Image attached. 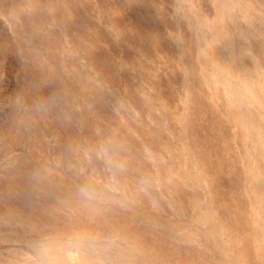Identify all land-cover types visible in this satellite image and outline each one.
Segmentation results:
<instances>
[{
	"label": "rangeland",
	"instance_id": "obj_1",
	"mask_svg": "<svg viewBox=\"0 0 264 264\" xmlns=\"http://www.w3.org/2000/svg\"><path fill=\"white\" fill-rule=\"evenodd\" d=\"M0 264H264V0H0Z\"/></svg>",
	"mask_w": 264,
	"mask_h": 264
},
{
	"label": "clouds",
	"instance_id": "obj_2",
	"mask_svg": "<svg viewBox=\"0 0 264 264\" xmlns=\"http://www.w3.org/2000/svg\"><path fill=\"white\" fill-rule=\"evenodd\" d=\"M108 163L109 164H111L112 163V161H111V159H108ZM117 167H119V166H117ZM81 192H82V194L85 196V197H91L92 196V192H91V190L90 189H88V188H82L81 189Z\"/></svg>",
	"mask_w": 264,
	"mask_h": 264
}]
</instances>
